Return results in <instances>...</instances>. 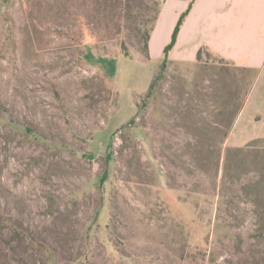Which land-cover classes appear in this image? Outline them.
I'll list each match as a JSON object with an SVG mask.
<instances>
[{
	"label": "rangeland",
	"instance_id": "1",
	"mask_svg": "<svg viewBox=\"0 0 264 264\" xmlns=\"http://www.w3.org/2000/svg\"><path fill=\"white\" fill-rule=\"evenodd\" d=\"M161 2L0 0V264H264L255 72L151 62Z\"/></svg>",
	"mask_w": 264,
	"mask_h": 264
},
{
	"label": "crops",
	"instance_id": "2",
	"mask_svg": "<svg viewBox=\"0 0 264 264\" xmlns=\"http://www.w3.org/2000/svg\"><path fill=\"white\" fill-rule=\"evenodd\" d=\"M190 6L168 63H193L207 47L230 64L254 71L226 145L264 142V0H162L148 42L151 62L162 63L178 20Z\"/></svg>",
	"mask_w": 264,
	"mask_h": 264
},
{
	"label": "trees",
	"instance_id": "3",
	"mask_svg": "<svg viewBox=\"0 0 264 264\" xmlns=\"http://www.w3.org/2000/svg\"><path fill=\"white\" fill-rule=\"evenodd\" d=\"M190 8L191 6L183 12V14L180 16L179 20H178V23L174 29V32L172 34V37H171V40L170 42L166 45L165 49H164V56H163V61H162V67L164 68L167 64H168V61H169V54H170V51L172 50V48L174 47V45L176 44V41H177V36H178V33L180 31V28H181V25L183 24L187 14L189 13L190 11ZM159 12V11H158ZM157 17V15H156ZM156 17H155V20H156ZM152 28L153 26L151 27V29L146 33V36H145V44H144V50H145V53H146V56L147 58L149 59V49H148V42H149V37H150V34H151V31H152ZM123 50L125 52L126 55H128L127 53V50H126V47L125 45L123 46ZM202 50H206L210 53V50L207 48V47H202L199 52H198V55H197V59L200 60L201 58V54H202ZM219 58V57H218ZM221 60H223L222 58H220ZM245 69V68H244ZM154 86V83L151 84L150 88L152 89V87ZM151 92V91H150ZM252 146H254V143L251 144ZM250 146V145H249ZM239 149V148H237ZM242 149V148H240ZM239 149V150H240Z\"/></svg>",
	"mask_w": 264,
	"mask_h": 264
}]
</instances>
